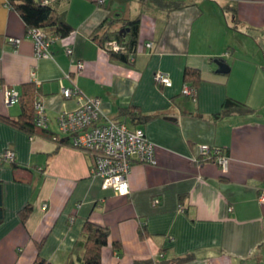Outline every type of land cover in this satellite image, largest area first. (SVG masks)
<instances>
[{"label":"crops","instance_id":"obj_1","mask_svg":"<svg viewBox=\"0 0 264 264\" xmlns=\"http://www.w3.org/2000/svg\"><path fill=\"white\" fill-rule=\"evenodd\" d=\"M51 5L73 30L50 43L49 57H37L21 15L0 0V85L25 97L8 106L0 91V264H33L38 257L83 264L87 221L109 230L103 264H264V0ZM115 17H140L133 65L113 61L94 39L119 27L117 20L109 24ZM218 61L229 71L218 72ZM188 67L200 71L196 85L184 78ZM157 71L168 73L172 85L158 83ZM185 85L196 88L195 99L182 92ZM75 86L101 98L106 118L144 129L155 144L157 163L132 164L126 196L104 187L91 173L93 157L59 131L58 115L78 106L61 88ZM28 94L42 101L48 131L9 122L24 119ZM228 98L253 112L216 117ZM202 144L223 149L226 172L214 159H201ZM8 149L14 162L2 159ZM180 257L191 258L180 263Z\"/></svg>","mask_w":264,"mask_h":264},{"label":"built area","instance_id":"obj_2","mask_svg":"<svg viewBox=\"0 0 264 264\" xmlns=\"http://www.w3.org/2000/svg\"><path fill=\"white\" fill-rule=\"evenodd\" d=\"M104 0H100L103 2ZM48 2V0H45ZM35 44V55L37 57H49V45L58 40L52 36L47 39L42 29L32 28L28 30ZM10 42L18 44L20 39L10 38ZM109 44L115 49H119L118 44L113 41ZM152 47V43H147ZM68 55L72 54V48L66 49ZM83 68V63L78 64V69ZM154 79L165 86L172 85V79L168 73L157 71ZM0 91L4 92L5 101L8 106L15 105L20 101V92L15 87L0 85ZM62 94L66 98L76 96L78 106L70 111L61 112L56 118L59 131L70 136L71 144L74 148L88 153L94 159L91 173L102 179L104 187H111L117 195L126 196L130 193L128 175L134 162L155 165L156 149L144 129L140 127L129 128L125 122L108 119L101 110L102 100L99 97L84 96L78 87H62ZM182 92L195 99L196 91L192 87L185 85ZM35 123L39 127H48V119L45 108L39 99L34 104ZM200 156L203 158L214 157L215 162L221 167L223 172L228 170L229 158L223 150L209 144H202L199 147ZM8 162L15 161V153L8 149L2 156ZM260 201L264 203V194ZM47 205L44 204V207ZM206 264H214L208 262Z\"/></svg>","mask_w":264,"mask_h":264},{"label":"trees","instance_id":"obj_3","mask_svg":"<svg viewBox=\"0 0 264 264\" xmlns=\"http://www.w3.org/2000/svg\"><path fill=\"white\" fill-rule=\"evenodd\" d=\"M52 0H6V3L16 9L21 15L22 19L26 23L27 30L32 28L42 29L46 38L49 39L52 36L58 37V39L68 36L72 32V27L67 22L61 20L56 12L55 8L51 5ZM119 27L116 29L105 28L103 32L95 34L94 39L108 52L110 59L123 64L133 65L135 61L136 54L138 52L139 40H140V17L129 18V17H115L109 24H117ZM107 25V21L104 23ZM102 25V26H104ZM113 25L111 27H113ZM57 41V40H56ZM115 41L119 49L115 50L109 42ZM184 78L186 81H191L193 85H196L198 81H201V74L198 69L186 68L184 71ZM196 94L197 90L194 86ZM188 96V95H187ZM26 99L28 106V111L24 114L23 120H9L10 123L19 126L29 132L35 129H44L48 131V127H39L35 123V109L34 104L39 99H34L33 96H29ZM190 97V96H189ZM196 97V96H195ZM192 98V97H191ZM25 99L23 92H20V101L23 102ZM235 112L240 113H251L253 108L249 107L247 104L237 101L232 98H228L223 103L221 112L216 114V117H221L224 115H229ZM125 115L132 114L129 109L123 111ZM133 115V114H132ZM140 116V115H139ZM147 118V116H144ZM3 118V117H0ZM134 119H140L137 116H133ZM5 119V118H3ZM7 120V119H6ZM8 121V120H7ZM118 121V120H115ZM122 122V121H121ZM223 150V149H222ZM202 160H213L214 157L203 158ZM14 162V161H11ZM28 210H25L22 219L25 220L28 215ZM5 215V208L3 205V194L0 189V224L2 223ZM84 253L82 255L83 264H103L102 262V249L109 244V230L107 227L98 225L87 221L84 225ZM114 248L119 250L118 244H114ZM191 257L178 258V262H186ZM33 264H55L53 262L47 261L43 258L38 257Z\"/></svg>","mask_w":264,"mask_h":264},{"label":"water","instance_id":"obj_4","mask_svg":"<svg viewBox=\"0 0 264 264\" xmlns=\"http://www.w3.org/2000/svg\"><path fill=\"white\" fill-rule=\"evenodd\" d=\"M217 63L219 65L218 72L225 73V72L229 71L230 67L228 66V64H226V63H224L222 61H218Z\"/></svg>","mask_w":264,"mask_h":264},{"label":"rangeland","instance_id":"obj_5","mask_svg":"<svg viewBox=\"0 0 264 264\" xmlns=\"http://www.w3.org/2000/svg\"><path fill=\"white\" fill-rule=\"evenodd\" d=\"M18 106V104H16Z\"/></svg>","mask_w":264,"mask_h":264}]
</instances>
